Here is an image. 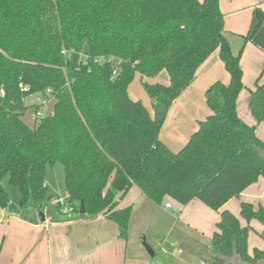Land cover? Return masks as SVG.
I'll use <instances>...</instances> for the list:
<instances>
[{"label":"trees","instance_id":"trees-1","mask_svg":"<svg viewBox=\"0 0 264 264\" xmlns=\"http://www.w3.org/2000/svg\"><path fill=\"white\" fill-rule=\"evenodd\" d=\"M214 50L229 80L206 89L210 114L173 151L159 138L168 108ZM161 70L168 85L143 83L150 115L127 89L136 73ZM258 80L249 108L264 124ZM243 86L240 51L224 36L218 0H0V208L13 206L1 184L8 175L18 206L40 210L53 198L46 168L59 162L73 210L83 200L87 215L114 221L123 239L132 207L118 200L137 185L159 204L195 198L219 211L208 264H229L233 253L253 263L264 258V250L247 251L249 221L264 225V208L241 202L242 225L223 207L264 178V141L236 110ZM34 93L54 103L30 126L21 114Z\"/></svg>","mask_w":264,"mask_h":264},{"label":"crops","instance_id":"crops-1","mask_svg":"<svg viewBox=\"0 0 264 264\" xmlns=\"http://www.w3.org/2000/svg\"><path fill=\"white\" fill-rule=\"evenodd\" d=\"M223 14V33L234 54L240 51L243 88L238 94L239 117L255 126L256 136L264 141V127L251 114L249 101L256 81H264V0H218ZM143 83L168 85L169 76L161 70L151 77L135 74ZM229 75L214 50L197 68L190 84L172 101L159 132L160 140L178 151L210 114L205 99L206 89L215 81L227 83ZM128 86L133 100H140L153 115L151 100L144 88ZM48 185V183H47ZM66 194V192H65ZM59 195V194H57ZM172 207H165L164 203ZM241 202L264 208V178L259 177L230 198L224 208L235 214L242 225L248 223L240 215ZM132 207L126 239L119 236L117 224L97 215L54 211L43 213L44 219L32 214L9 213L0 208V264H208L216 254L210 245L219 211L199 199L181 204L166 198L156 203L146 197L140 187L132 185L118 200V207ZM33 207V204L32 206ZM34 208V207H33ZM250 228L260 237H247V251L264 250V226L257 219ZM143 238L152 248L149 254ZM160 256H157V252ZM155 260V261H154Z\"/></svg>","mask_w":264,"mask_h":264},{"label":"rangeland","instance_id":"rangeland-1","mask_svg":"<svg viewBox=\"0 0 264 264\" xmlns=\"http://www.w3.org/2000/svg\"><path fill=\"white\" fill-rule=\"evenodd\" d=\"M131 83H132L131 87L135 86L136 88H139V87L142 88V85H141L139 79H137V80L134 79V81ZM43 97H45V96L41 93H34V94H31V95H29L23 99L25 108L22 111L21 118L30 126L34 125L36 118H40L41 116H45V115L51 113V111L53 109V103H54L53 98L50 99L46 105H42L39 107L40 100ZM34 105H37L36 106L37 108L39 107V109L41 111V116H36V113H35L36 108L33 107ZM260 126L264 127V124L262 122H260ZM260 136L262 138H264V134L263 135L260 134ZM45 182H46V184L48 183V185H47V187H48L47 194L48 195H51L52 197L65 196L64 169H63V165L61 163L56 162L53 165L47 166L46 171H45ZM1 184L6 189L8 196H9V200H10L11 204L13 205L10 208L9 207L3 208L5 210H7L9 213H17V212L21 211L25 215H30L33 213V215L35 217L39 218L40 212L49 213V212L55 210V206L51 205V203L47 202V201L43 202L40 210L37 209L34 205H33L34 208L31 207L32 204H28L25 208H20L18 206V201L20 198V191H19L18 187L16 185L8 182V175L4 176V178L1 181ZM57 194H59V195H57ZM248 233H249V236L251 235V238L260 237V234H261V233L257 234L254 231V229H252V228H250ZM209 250L211 252H213L212 248H210ZM159 256H160V252L158 251L156 257H159Z\"/></svg>","mask_w":264,"mask_h":264},{"label":"built area","instance_id":"built-area-1","mask_svg":"<svg viewBox=\"0 0 264 264\" xmlns=\"http://www.w3.org/2000/svg\"><path fill=\"white\" fill-rule=\"evenodd\" d=\"M62 53L63 54H66V49H62ZM46 93L47 94H50V90L47 89L46 90ZM49 97L50 96L43 97L40 100L39 107L42 106V105H46L49 102V100L52 99V97H50V98ZM39 107H38L37 111L35 112L36 113V116H41V111H40ZM50 203H51V205L57 207L58 210L61 211L62 213H66L68 211H72L73 210L72 206L68 202V195L67 194H65V196L53 197L50 200ZM164 205L167 208H171L172 207L171 203H169V202H165Z\"/></svg>","mask_w":264,"mask_h":264},{"label":"water","instance_id":"water-1","mask_svg":"<svg viewBox=\"0 0 264 264\" xmlns=\"http://www.w3.org/2000/svg\"><path fill=\"white\" fill-rule=\"evenodd\" d=\"M79 213H85V209H84V202L83 200H81L79 202V209H78ZM41 215V219H44L43 213L40 212L39 213ZM142 245L145 247L146 251L151 254L154 255V252L152 250V248L148 245V243L146 242V240L143 238L142 241ZM229 264H264V258H260L257 259L254 263L250 262V261H246L245 259L242 258V256L238 253H233L231 255V257L228 259Z\"/></svg>","mask_w":264,"mask_h":264}]
</instances>
